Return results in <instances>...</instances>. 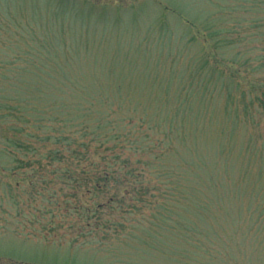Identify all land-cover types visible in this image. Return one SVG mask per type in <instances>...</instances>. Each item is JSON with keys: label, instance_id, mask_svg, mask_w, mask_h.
<instances>
[{"label": "rangeland", "instance_id": "374dc122", "mask_svg": "<svg viewBox=\"0 0 264 264\" xmlns=\"http://www.w3.org/2000/svg\"><path fill=\"white\" fill-rule=\"evenodd\" d=\"M0 264H264V0H0Z\"/></svg>", "mask_w": 264, "mask_h": 264}]
</instances>
